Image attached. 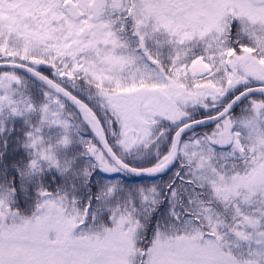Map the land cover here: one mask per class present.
<instances>
[{"label": "snow or ice", "instance_id": "snow-or-ice-1", "mask_svg": "<svg viewBox=\"0 0 264 264\" xmlns=\"http://www.w3.org/2000/svg\"><path fill=\"white\" fill-rule=\"evenodd\" d=\"M0 264H264V0H0Z\"/></svg>", "mask_w": 264, "mask_h": 264}]
</instances>
